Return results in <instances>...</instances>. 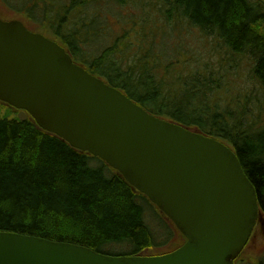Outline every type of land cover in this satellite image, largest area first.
Listing matches in <instances>:
<instances>
[{
  "label": "trees",
  "instance_id": "16d2710c",
  "mask_svg": "<svg viewBox=\"0 0 264 264\" xmlns=\"http://www.w3.org/2000/svg\"><path fill=\"white\" fill-rule=\"evenodd\" d=\"M1 1L149 112L229 143L264 213V121L253 120V107L231 89L234 67L248 60L264 90V3ZM202 41L207 45L199 47ZM151 206L106 161L41 128L29 113L23 119L0 114V231L139 255L182 235L158 210L153 225Z\"/></svg>",
  "mask_w": 264,
  "mask_h": 264
},
{
  "label": "water",
  "instance_id": "95a60500",
  "mask_svg": "<svg viewBox=\"0 0 264 264\" xmlns=\"http://www.w3.org/2000/svg\"><path fill=\"white\" fill-rule=\"evenodd\" d=\"M0 100L105 160L186 236L162 255L114 256L5 230L0 264H234L248 243L257 192L227 143L151 114L20 19L0 17Z\"/></svg>",
  "mask_w": 264,
  "mask_h": 264
},
{
  "label": "rangeland",
  "instance_id": "374dc122",
  "mask_svg": "<svg viewBox=\"0 0 264 264\" xmlns=\"http://www.w3.org/2000/svg\"><path fill=\"white\" fill-rule=\"evenodd\" d=\"M0 14L4 18H19L22 20V15H12L8 9H6L3 5V2L0 0ZM17 18V19H18ZM194 34H190L193 36ZM199 38L198 32L191 37L192 41H196ZM194 43V42H192ZM204 41L199 42L200 46H205ZM238 60H240L238 58ZM238 69L236 66L233 69V74H231L232 82H231V89L233 88V94L238 96L240 100L243 99L248 101L250 106L253 107L252 119L257 121H264V90L258 84L255 76H253V68L251 62L248 60H244L239 63ZM234 66V65H232ZM241 68L239 73L237 71ZM222 89V88H221ZM221 91V95H223V91ZM239 100V101H240ZM12 106L4 103L0 100V114L4 117L12 118L17 117L23 119V117L27 116V112L16 111L15 109L11 108ZM237 110H241V104H238ZM246 118V117H245ZM199 130V129H198ZM157 208V207H156ZM154 206H151V209L147 210L148 219H152V224L155 225L154 221L155 216L154 212L159 211L158 213H163L158 208L156 209ZM164 214V213H163ZM154 219V220H153ZM261 221L257 226V232L250 242L249 246L245 248L239 258L235 261V264H264V214L261 217ZM185 240L184 235L182 234L180 237L173 239L171 242L167 243L166 247L161 248H154L149 247L145 249L142 254L151 255L156 253H162L167 250H171L172 247L177 246L178 244L183 243Z\"/></svg>",
  "mask_w": 264,
  "mask_h": 264
},
{
  "label": "flooded vegetation",
  "instance_id": "af4514ba",
  "mask_svg": "<svg viewBox=\"0 0 264 264\" xmlns=\"http://www.w3.org/2000/svg\"><path fill=\"white\" fill-rule=\"evenodd\" d=\"M260 219H261V218H260ZM261 220H262V219H261ZM261 220H260V221H261ZM255 234H256V233H255ZM255 234L252 236L251 241H252V239L254 238Z\"/></svg>",
  "mask_w": 264,
  "mask_h": 264
}]
</instances>
